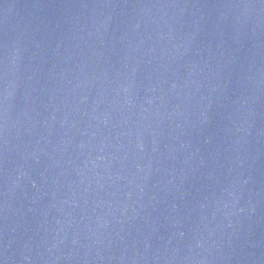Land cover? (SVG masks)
<instances>
[{
	"label": "water",
	"instance_id": "obj_1",
	"mask_svg": "<svg viewBox=\"0 0 264 264\" xmlns=\"http://www.w3.org/2000/svg\"><path fill=\"white\" fill-rule=\"evenodd\" d=\"M0 264H264V0H0Z\"/></svg>",
	"mask_w": 264,
	"mask_h": 264
}]
</instances>
